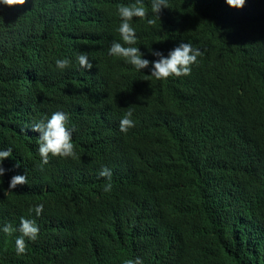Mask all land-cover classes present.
<instances>
[{"label": "trees", "instance_id": "1", "mask_svg": "<svg viewBox=\"0 0 264 264\" xmlns=\"http://www.w3.org/2000/svg\"><path fill=\"white\" fill-rule=\"evenodd\" d=\"M142 2L155 20L149 25L145 19L138 34L144 58L156 61L159 57L153 51L190 42L203 52L191 75L172 77L174 87H164L166 79H154L117 58L115 65L103 69L100 92L85 73L79 76L72 63L63 70L50 65L44 82L50 93L48 107L70 106L69 102L81 99L98 114L120 102L133 111L135 127L123 136L103 129L88 143L97 148L93 156L77 151L75 158L53 159L55 166L67 170L92 159L104 158V164L128 160L127 172L113 166L110 192L101 184L104 194L80 193L81 174L60 182L53 175L56 169L47 164L41 170L39 144L23 129L30 105L17 100L5 86L17 79L21 64L11 63L7 72H0V150L12 149L3 167H13L15 174L28 179V184L9 191L7 175L0 177V229L9 223L14 226L22 216L35 215L29 209L41 203L44 211L37 220L42 228L51 224L49 217L55 213L65 224L57 232L59 245L45 243L39 235L29 245L36 244L30 253L20 256L12 255L9 248L16 235L0 231V264H122L136 255L145 264H162L165 239L186 241L197 229L212 234L206 227L212 219L203 201L198 226L192 229L200 205L194 181L202 180L199 163L193 160L208 159L221 149L228 134L223 123L231 127L233 111L238 132L264 136V2L246 0L243 8H233L226 0H169L170 8H163L159 17L148 1ZM0 27L20 31L1 9ZM38 81L37 76L33 89ZM126 113L116 108L113 117L117 121ZM154 169L153 180L145 184ZM155 183L164 189V203H156L157 192L149 197L148 188ZM82 198L91 199L79 207ZM251 217V226L236 220L214 234L223 264H264V216Z\"/></svg>", "mask_w": 264, "mask_h": 264}, {"label": "clouds", "instance_id": "2", "mask_svg": "<svg viewBox=\"0 0 264 264\" xmlns=\"http://www.w3.org/2000/svg\"><path fill=\"white\" fill-rule=\"evenodd\" d=\"M146 1L151 6V12L158 17L163 8H170L169 0ZM226 2L233 8H243L246 4V0ZM0 9L20 27V31L0 27V72H7L9 68L6 65L11 63L21 64L20 71L15 73L17 79L5 86L11 95L18 96L17 100L33 109L29 110L23 129L34 136L35 144H39L37 154L42 161L41 170L47 164L49 168L56 169L53 175L60 182L81 174L80 193L84 190L98 195L110 192L111 181L115 177L113 166L118 165V172H127L128 160L120 158L104 164V158L92 159L89 163L67 170L55 166L53 159L75 158L77 151L93 156L97 148L88 143L95 140L103 129L115 137L123 136L135 127L133 111L127 103L120 102L98 114L81 99L69 102L70 106L48 107L50 93L44 89L48 67L54 65L63 70L72 63L79 76L85 73L88 82H95L100 92L104 85L103 69L107 65H115L118 58L137 70L149 72L154 79H166L164 87L173 88L172 77L191 75L192 66L198 63L203 52L190 42H182L160 52L153 51L152 54L159 57L156 61L145 59L138 47L141 44L138 34L145 19L149 25H154L155 20L149 18V10L142 0H0ZM38 53L45 56L39 58L35 55ZM36 61L40 66L36 67ZM37 76V88L33 89ZM116 108L127 112L117 121L113 117ZM231 115L234 118L231 127L223 123L228 134L222 141L221 149L208 159L200 156L193 160L199 163L202 180L194 181L198 185L195 193L200 205L198 212L195 210L197 215L192 217L195 223L192 229L198 226L199 211L204 202L212 219L206 227L212 234L199 233L197 229L186 241L184 238L175 241L165 239L162 264H205L207 260L223 264L214 234L225 231L236 220L251 226L252 214L264 216V136L238 132L237 115L234 111ZM11 156V148L0 150V177L7 175L9 191L18 185L28 184L27 175L15 174L13 167H3V161ZM16 166L19 167V164ZM154 173L155 169L145 184L153 180ZM101 184L104 191L100 188ZM140 192L143 194L142 186ZM155 193L158 197L156 203H164L165 192L159 183L148 188L150 198ZM142 194L137 197L141 198ZM87 199L91 198L80 199L79 207L84 206ZM89 204L90 201L86 205ZM43 211L44 204L41 203L29 209V213L34 212L35 215L22 216L14 226L9 223L0 229L5 234L16 235L15 244L9 246L12 255L29 254L36 244L29 245L39 235L45 243L60 244L57 232L65 224H60L55 213L49 217L51 224L42 228L37 217ZM211 224L215 225L214 229ZM145 263V259L137 255L122 262Z\"/></svg>", "mask_w": 264, "mask_h": 264}, {"label": "bare ground", "instance_id": "3", "mask_svg": "<svg viewBox=\"0 0 264 264\" xmlns=\"http://www.w3.org/2000/svg\"><path fill=\"white\" fill-rule=\"evenodd\" d=\"M35 55H39V58H43L45 55H43V54H35ZM219 61V60H218ZM219 66V65H218Z\"/></svg>", "mask_w": 264, "mask_h": 264}]
</instances>
